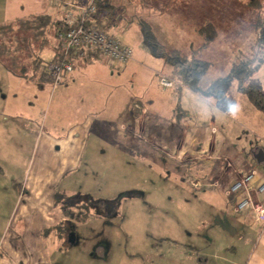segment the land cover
I'll use <instances>...</instances> for the list:
<instances>
[{
	"label": "rangeland",
	"instance_id": "1",
	"mask_svg": "<svg viewBox=\"0 0 264 264\" xmlns=\"http://www.w3.org/2000/svg\"><path fill=\"white\" fill-rule=\"evenodd\" d=\"M110 4L112 8H104L103 13L110 18L112 29L133 27L124 40L118 37L122 43L126 44L128 40L136 46L137 30L141 35V23H145L165 51H181L188 59H198V52L194 51L200 47L203 37L199 30L213 24L218 44L205 46L199 55L204 58L201 61L210 63L202 86L226 77L232 63L250 61L258 64L262 58L261 66L246 79L245 86L264 93V47L258 44L256 28L258 23H264V0H110ZM54 5H60L59 1L0 0V25L43 14H54L57 18V13H51ZM24 22L12 24V30L10 27L0 30V42L5 41L11 52L24 47L21 40L29 38L31 54L22 62L27 67L25 77L11 73L0 60V90L4 94L12 90L7 110L12 113L8 122L13 125L7 153L0 151V158H7L0 162V170L6 175L0 176V184L5 181L4 189L0 190V204L6 199L4 207L0 208V237L11 232L17 234L22 225L29 227L30 224L31 235L34 233L35 237H61L57 227L63 219L61 209L67 205L69 197L76 196H87L94 201H119L113 206L112 217L96 218L91 210L84 222L76 223L80 238L76 249L80 250L74 251H78V255L86 254L84 263L73 256L78 264H197L207 239L232 237L222 232L217 224L222 212L216 209L222 206L230 210L231 204L219 192L208 196L211 186L195 189L190 184L191 180H201L203 176L207 182L206 175L193 177L181 166L185 161L175 164L167 158L169 152L160 149L161 155L149 148L138 152L125 140L124 128L128 127V118L134 112V116L140 118V131L135 128L128 131L148 142L142 122L149 126L152 109L146 107V112L137 113L134 105L137 102L146 104L145 97L149 93H157L163 98L158 94L162 89L158 86L157 75L154 74L152 80V74L144 67L143 73L126 76L123 68H115L101 58L94 65L75 68V73L79 71L80 75L74 73L73 78L55 86L47 77L46 66L41 67L38 58L44 62L51 58L52 52L48 49L40 51V48L48 40L53 45V28L25 34L21 33V26L28 28L34 24L31 20ZM27 54L24 52L25 56ZM156 61L165 63L164 60ZM163 73L171 76L168 70ZM216 101L220 102L221 108H211V112L193 107L191 113H186L163 107L161 114L167 119L174 112L181 129L200 128L203 124L211 128L218 144L251 158L253 149L264 147V112L245 94L238 92L236 85L226 98ZM19 125L27 128L25 139L19 138ZM165 126L168 128L171 123L165 120ZM34 127L35 135L31 131ZM72 128L83 133V141L77 147V160L71 167L72 148L66 151L59 140L72 138ZM155 130L154 141L163 142L165 139L160 137L165 135L159 129ZM167 138L171 140L170 136ZM147 142L146 147H150ZM46 143L53 145L56 161L70 157L64 167V171L68 170L65 176H59L61 171L55 162L49 164L51 160L39 158L40 148ZM188 143L189 137L186 149ZM167 144L163 148L169 149ZM41 164H45L44 171L50 176L46 190L41 194L49 209L45 210L41 205L39 209L34 207L26 217L22 208L29 203L26 198L29 192L19 184H26V179ZM196 165L197 162L192 163L188 169L193 170ZM53 167L54 171L49 170ZM37 202L38 199H34L31 203ZM39 213L55 218L57 224L53 220L52 224L41 221L40 224ZM8 218L10 224L5 231ZM17 222H21L19 228ZM33 223L39 225L40 233L35 231ZM97 248L100 252H96L95 257ZM102 250L103 255L104 251L108 253L107 261L97 258V253L101 255ZM214 250L218 251V247L210 251Z\"/></svg>",
	"mask_w": 264,
	"mask_h": 264
},
{
	"label": "crops",
	"instance_id": "2",
	"mask_svg": "<svg viewBox=\"0 0 264 264\" xmlns=\"http://www.w3.org/2000/svg\"><path fill=\"white\" fill-rule=\"evenodd\" d=\"M86 3L81 2L73 4V2L71 1L62 0L59 2L60 5H54L53 7H51V13H57L58 19L56 18V16H54V14L43 15H48L54 20L67 21L68 15L77 17L80 12V8L85 6ZM101 12L102 14L100 13V15L98 16V18H100V21L105 18L103 10ZM109 19H103L104 22L107 21L106 28H108V33H110L111 36H114L117 39L120 38L124 40L133 27L127 26L126 28H124V30H120L118 28L112 29V22ZM137 34L139 35V39L136 46L128 40L125 41L126 44L124 43L125 45L131 47L134 51L132 60L124 67H122L125 75L129 76L138 72L143 73V70L146 68L148 69L150 74H152V80L154 79V74L155 76L157 75L158 81L162 76L175 79L177 72L176 69L173 66L169 65L165 59L154 57L148 51V49L144 47L142 34L140 35L138 30ZM217 42L218 41L216 38L211 44H214L213 46H215V44H218ZM204 43V38L201 37L200 47H198L196 51H194L195 53L198 52V60H204V58H202L201 56L199 57L201 51L204 50ZM48 51L52 52L51 58L47 60L48 62H50L53 59L54 52L51 49H48ZM101 58L103 57H101L97 52L92 51L87 54L84 60L76 62V68L94 65L96 62L101 61ZM156 60H164L165 63H161V61ZM107 62L109 61L107 60ZM233 65L235 64H231L230 70ZM165 70H168L171 73V76H166V74L163 73V71ZM80 73L81 72L76 71L75 74L80 75ZM75 74H73L71 78H73ZM202 82L203 79L200 84L202 88H207L209 86V84L202 86ZM158 86L160 87V85ZM11 91L12 90L4 94L2 93L3 91L0 90V146L2 147V150L0 151H5V153H7V144L11 140V133L13 129V125L8 122V119L12 118V113L7 110V103L9 101ZM160 92L161 93L158 94L162 95L163 98L157 96V93H149L145 97L147 99L145 100L147 101L146 104L144 102H137V104L134 105L137 113H140V111L142 113L146 112V107L147 109H152L153 118L151 119L149 126L146 122H142V131L146 132L148 142L145 139L143 140L140 139V137L137 138L133 136L128 131L129 128H135L137 132L140 131V126L138 128L140 118L138 117V115L134 116V112H132L131 117L128 118V127L124 128L127 134L125 136V140L131 142L130 145L138 152L145 151L147 148H149L152 152L158 154L160 153L161 155H163L161 153V150H165L166 152H169L170 155H174L170 156L166 154L167 158L169 160H173L175 164L180 163L179 161H185V165L181 166H184L186 168L187 171L185 172H188L189 175L191 174L193 175V177H200V175L202 174L206 175L205 177L209 178L206 183L219 182V186H211V189H209L210 191H207L208 196H210L211 194L213 195L214 192H219L231 204L230 210L232 211H230L228 207L226 209H223L222 206H218L216 207V209L222 212V218H218L217 224L221 226L220 228L222 232H227L231 234L230 236L232 237H210L209 239H207L206 246L203 249V255L197 261V264H264V223L257 222L254 219L253 215L248 211L244 212L243 214L236 213L234 211V200L230 199L225 192V187L229 179L232 180L233 177H235L239 173H247L251 170H256L259 172L260 177H264V147L257 146L252 150V153L250 154L251 158H248L247 156H241L237 151L232 152L231 149L228 150L225 146L218 144V138H215L213 132H211V128H208L203 124L200 128L187 129L186 127H184L183 129H181L179 122L175 121L176 119L174 117L176 115L174 112L170 113L167 119L162 116L161 111L163 107L172 109V111L182 110L186 113H191L190 111L193 110V107H196L195 110L199 109L200 111L206 108L211 112V108H221V106H219L220 102L212 98L203 97L199 93L192 91L188 86L184 85L180 81H176V86L174 89H162V91ZM142 101H144V99H142ZM165 120L171 123L170 127L167 128L165 126ZM174 121L176 123L175 125H172ZM19 128L21 130L19 138L25 139L27 137V133L25 132L27 128H24L20 125ZM165 128L168 129L167 131L165 130L166 132L164 131ZM155 129H159V131H161V133L165 135L164 137H160L161 139H165L162 140L163 142L158 143L154 141L155 138L153 137V133L154 131H156ZM71 130L72 131H70V135L72 138L59 140V143L62 145V148H66V151L72 148L73 153L70 159L72 167V164H75L77 160V147L82 144L83 133L78 132L77 128H72ZM31 131L35 135L37 131L36 127L31 128ZM169 136L171 137V140L167 138ZM188 137L189 143L187 145L188 148L186 149L185 146ZM146 142L150 147H146ZM164 142L169 143L167 144L169 149L163 148V146L165 145ZM232 153H234V155ZM56 156L57 154L54 153L53 145H51L50 143H46L41 146L39 151V158L45 161L51 160L49 164L55 162V165H57L61 171L58 172L59 176H65V171L68 170L64 171V167L69 163L70 157H66L65 159H63L62 157V160L58 162L56 161ZM59 158L60 157H58V159ZM6 160L7 158H0V162H4ZM226 161H229L231 163L232 167L230 169L226 167ZM196 162L198 163V166L196 165L195 167L196 169L193 168V170H189L188 166ZM44 168L45 164H41V167L37 168V171L35 173L29 175L28 179H26V184H19L20 188L22 187L25 192H29L28 196L26 197L28 198L27 202L29 201V203H25L24 207L22 208V212L26 215V217H28V211L32 210L34 207H37L39 209V206L41 205L45 210L46 208L49 209L48 205H45L46 202L44 200V197L41 196V194L46 190V185L50 181V176L48 175L47 171H44ZM49 170L54 171L55 169L53 167V169L49 168ZM2 174H4V177L6 176L5 173H2L0 170V176ZM203 178L204 176L201 177V180L200 178H197V180L195 181L190 179V184L193 186V184L205 183V179ZM4 182L0 184V190L4 189L2 186ZM193 188L198 189L200 187L196 188L193 186ZM34 199H38L37 204L31 203ZM259 199L264 203V194L261 195ZM5 201L6 199L3 201V204ZM3 204H0V208L4 207ZM37 220L38 222L41 221L42 223L44 222L51 224L53 220L55 221L54 223L57 224L55 218H52L48 215H45L44 217L41 213H39ZM9 224L10 219L8 218L7 220H5V231ZM17 224L19 228L21 222H17ZM35 224L33 223L34 229H36L35 231L37 233H40V231L37 230L39 225ZM22 226L24 227V225ZM22 226L20 228V232H18L17 234L11 232L10 235L7 234L6 236L4 235L5 237H0V264H78L77 261L84 263L86 254L80 253L81 255H78L76 254L78 251H74L80 250L76 249L80 244L79 237H77L76 239H71L70 242H66V239L64 237H35L34 233H32L33 235H31V224L29 227L22 228ZM215 247H218V251L214 250V252H211L210 250L214 249ZM96 252H100V250H98V248L95 249L94 256L96 255ZM97 255V258L99 257L103 260H108L107 251H104L103 255L102 250V254L100 255L99 253H97ZM73 256H76L77 261L72 259ZM61 257H64V259H61Z\"/></svg>",
	"mask_w": 264,
	"mask_h": 264
},
{
	"label": "trees",
	"instance_id": "3",
	"mask_svg": "<svg viewBox=\"0 0 264 264\" xmlns=\"http://www.w3.org/2000/svg\"><path fill=\"white\" fill-rule=\"evenodd\" d=\"M62 0H59V2ZM95 5V13L91 16V22L98 21L99 24H104L103 28L106 30V22L103 19L108 20V16H104L105 18L100 21L98 16L100 13L102 14V10L104 8L109 9L112 8L110 4V0H96ZM80 14V12H79ZM78 14V16H79ZM77 16V17H78ZM33 21L31 27L24 28L22 25L21 28L23 29L21 33L27 34L28 32H44L47 28H53L54 34V43L51 44V41L48 40L46 43L42 45L40 51L45 49H51L54 52L53 59L50 62H60L65 58V54L63 51V47L58 40V35L61 32H65L69 29V25L65 20H54L52 17L48 15H39L34 16L29 19L18 20L14 23L20 22V24H25L24 21ZM110 20V19H109ZM5 24L0 25V30L5 28H11L12 24ZM26 25H29L28 23ZM65 28V29H64ZM258 31V44L260 47H264V23H258L256 25ZM141 32L143 37V45L148 51L156 58L165 59L166 62L173 66L176 69V78L175 81H180L184 85L188 86L192 91L199 93L205 98H212L215 100H222L226 98L231 91V89L236 85V90L240 93L245 94L249 100L257 107L259 110L264 112V93H259L254 87H246L245 81L249 78L253 73L257 71V69L261 66V61L258 64H254L250 61H242L239 64H235L232 66L229 74L224 78H219L213 81L207 88H202L200 86L203 77L205 76L206 72L209 69L210 63L201 61L198 59H188L182 56L181 51L174 50V51H165L163 46L160 45L158 40L156 39L152 29L150 26L146 25L145 23H141ZM199 33L204 37V47L211 44L217 37L216 30L213 24L209 23L205 27L199 30ZM110 35V33H108ZM111 36V35H110ZM114 37V36H113ZM31 39V37H30ZM119 40V39H118ZM24 43V47H18L16 51L11 52L8 45L5 41L0 42V60L6 64V69L9 70L14 75H19L22 77L26 76L27 67L22 63L25 57H31L30 48L28 45L29 38H25L21 40ZM22 52V53H21ZM24 52L28 53L27 56L24 55ZM41 61V67L47 66L50 62H44L40 57H38ZM7 59V62L5 60ZM46 71V70H45ZM45 76V72H44ZM90 214L85 215L81 218L78 223L84 222Z\"/></svg>",
	"mask_w": 264,
	"mask_h": 264
},
{
	"label": "built area",
	"instance_id": "4",
	"mask_svg": "<svg viewBox=\"0 0 264 264\" xmlns=\"http://www.w3.org/2000/svg\"><path fill=\"white\" fill-rule=\"evenodd\" d=\"M95 1L88 0L86 5L80 8L78 17L68 15L69 29L58 35L66 59L60 62H50L45 68L48 79L55 86L71 79L75 72L76 62L84 60L92 51L107 59L115 68L124 67L133 58V49L110 36L104 30L103 23L99 24L97 20L91 22V16L96 11ZM159 85L164 90H172L176 86V81L162 76L159 78ZM226 167L229 169L232 167L229 161H226ZM203 185L219 186L220 184L219 182L193 184L196 188ZM225 192L230 199L234 200L236 213L243 214L248 211L257 222L264 223V203L259 199L264 194V177H260L258 171L239 173L232 180L229 179Z\"/></svg>",
	"mask_w": 264,
	"mask_h": 264
},
{
	"label": "flooded vegetation",
	"instance_id": "5",
	"mask_svg": "<svg viewBox=\"0 0 264 264\" xmlns=\"http://www.w3.org/2000/svg\"><path fill=\"white\" fill-rule=\"evenodd\" d=\"M136 195V194H134ZM62 198V196L60 197ZM68 203L61 209V217L67 222L62 221L57 226L61 237H64L66 242L77 238L76 223L85 215L90 214L91 210L96 218H110L113 216V206L119 204V201H94L87 196H76L67 199ZM67 236V237H66Z\"/></svg>",
	"mask_w": 264,
	"mask_h": 264
},
{
	"label": "bare ground",
	"instance_id": "6",
	"mask_svg": "<svg viewBox=\"0 0 264 264\" xmlns=\"http://www.w3.org/2000/svg\"><path fill=\"white\" fill-rule=\"evenodd\" d=\"M65 29V28H64Z\"/></svg>",
	"mask_w": 264,
	"mask_h": 264
}]
</instances>
